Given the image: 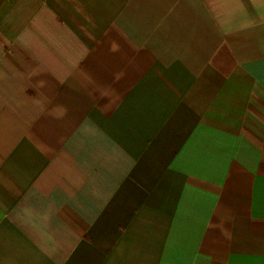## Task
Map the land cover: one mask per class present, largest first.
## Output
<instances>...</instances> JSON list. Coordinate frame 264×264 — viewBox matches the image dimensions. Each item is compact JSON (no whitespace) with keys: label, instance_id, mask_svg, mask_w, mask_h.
Masks as SVG:
<instances>
[{"label":"crops","instance_id":"1","mask_svg":"<svg viewBox=\"0 0 264 264\" xmlns=\"http://www.w3.org/2000/svg\"><path fill=\"white\" fill-rule=\"evenodd\" d=\"M0 264H264V0H0Z\"/></svg>","mask_w":264,"mask_h":264}]
</instances>
